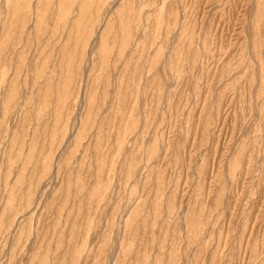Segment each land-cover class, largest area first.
I'll list each match as a JSON object with an SVG mask.
<instances>
[{
    "label": "rangeland",
    "instance_id": "rangeland-1",
    "mask_svg": "<svg viewBox=\"0 0 264 264\" xmlns=\"http://www.w3.org/2000/svg\"><path fill=\"white\" fill-rule=\"evenodd\" d=\"M0 264H264V0H0Z\"/></svg>",
    "mask_w": 264,
    "mask_h": 264
}]
</instances>
